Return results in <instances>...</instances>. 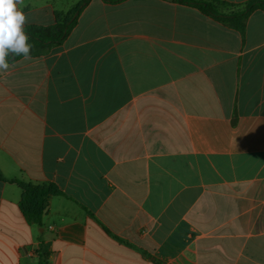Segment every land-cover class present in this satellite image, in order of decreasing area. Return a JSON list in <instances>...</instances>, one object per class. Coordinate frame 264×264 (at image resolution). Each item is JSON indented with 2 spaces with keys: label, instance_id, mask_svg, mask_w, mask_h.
Here are the masks:
<instances>
[{
  "label": "crops",
  "instance_id": "crops-1",
  "mask_svg": "<svg viewBox=\"0 0 264 264\" xmlns=\"http://www.w3.org/2000/svg\"><path fill=\"white\" fill-rule=\"evenodd\" d=\"M80 1L24 0V27ZM0 172L65 194L30 224L0 180V264H264V11L243 37L170 0H90L0 75Z\"/></svg>",
  "mask_w": 264,
  "mask_h": 264
},
{
  "label": "trees",
  "instance_id": "trees-1",
  "mask_svg": "<svg viewBox=\"0 0 264 264\" xmlns=\"http://www.w3.org/2000/svg\"><path fill=\"white\" fill-rule=\"evenodd\" d=\"M106 3L118 4L126 0H104ZM174 3L189 6L199 10L217 22L238 31L243 37L246 34L247 22L250 15L256 10L264 11V0H252L246 4L243 10L224 13L220 10L218 0H170ZM90 0H81L77 6L66 15L56 14V23L49 26L27 25L24 31L29 36V43L32 44L31 57L44 56L55 47L61 46L72 30L78 24L82 11L89 5ZM22 56H17L10 63H13ZM0 180L16 184L22 191L21 210L30 224H42L43 215L48 207V201L52 196L65 195L55 184L34 185L19 179L7 180L0 172ZM45 254V253H44ZM43 254V255H44ZM40 264H48L44 255Z\"/></svg>",
  "mask_w": 264,
  "mask_h": 264
},
{
  "label": "clouds",
  "instance_id": "clouds-1",
  "mask_svg": "<svg viewBox=\"0 0 264 264\" xmlns=\"http://www.w3.org/2000/svg\"><path fill=\"white\" fill-rule=\"evenodd\" d=\"M24 0H0V75L10 68V61L17 56L32 59V44L24 31L27 22Z\"/></svg>",
  "mask_w": 264,
  "mask_h": 264
}]
</instances>
